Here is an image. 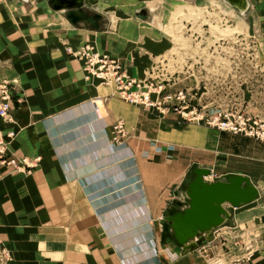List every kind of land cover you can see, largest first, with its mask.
<instances>
[{
  "label": "crops",
  "instance_id": "crops-1",
  "mask_svg": "<svg viewBox=\"0 0 264 264\" xmlns=\"http://www.w3.org/2000/svg\"><path fill=\"white\" fill-rule=\"evenodd\" d=\"M93 1L83 3L88 23L72 24L49 0H0V82L15 87L11 121L0 117V131L15 130L8 145L16 156L41 158L28 173L0 165V243L10 251L8 264H206L201 250L210 241L183 252L166 239L173 235L167 215L188 202L183 190L167 213L170 192L190 164L210 169V181L241 173L259 197L230 208L233 222L264 215V145L203 124L176 128L173 112L132 105L112 86L86 80L67 47L91 42L139 78L167 42L149 12V26L134 21L147 17L142 7L123 8L126 15L116 18ZM244 88L233 85L232 94L248 98ZM216 93L203 90L195 102L219 103ZM257 95L258 103L244 108L264 114V84ZM217 99L230 101L224 94ZM120 120L124 132L115 141L112 125ZM259 222V249L239 264H264Z\"/></svg>",
  "mask_w": 264,
  "mask_h": 264
},
{
  "label": "rangeland",
  "instance_id": "rangeland-1",
  "mask_svg": "<svg viewBox=\"0 0 264 264\" xmlns=\"http://www.w3.org/2000/svg\"><path fill=\"white\" fill-rule=\"evenodd\" d=\"M94 3L97 2L93 1L92 4ZM99 4L101 11L113 13L116 18H123L126 15L123 13V8L131 9L134 7L136 9L140 6L144 12L147 11L152 15L153 21L155 20L158 26L161 23L162 27L165 28V34L162 32V36L167 41L165 49L154 56L143 72V76L139 78L148 77L151 70H158V66L159 68H166L170 73L172 69H169L168 66L171 62L174 63V66L176 62H180L179 67L181 69H177L179 73L174 74L172 77L173 91L177 88L188 89L194 84L192 91H196L195 93L200 97L203 95V90L204 92L207 90L216 91L213 100H216L219 104L220 100L217 99V96L219 98L223 94L230 98V101L221 102L223 104L236 106L237 103H242V108H244L250 100L252 105L258 103L257 93L264 84V3L262 1L253 0V8H250L249 12L246 13L245 23H239L240 27L237 25L233 13L214 0H112L110 2L101 1ZM178 9H180V13ZM234 9L238 12L236 7ZM147 12L144 13L147 17H141L143 18L142 21L133 18L134 21L138 23L139 20L140 23L148 25L147 22L150 18L148 19L149 14ZM184 13L187 14L188 19H185ZM139 14L134 13L135 16H141ZM181 16L184 19L181 20ZM258 17H261V19H258ZM232 42L234 44L233 54L231 50ZM219 49L221 50L219 51ZM187 61L195 67L194 73L187 74L185 73L186 69H182ZM220 61H223V69L221 68L220 71L206 69V65L219 63ZM196 84L202 87L197 89ZM233 85L239 88L245 87V93L249 97H244V94L240 97L239 94H232ZM248 110H251V108L249 107L245 111L248 112ZM257 113L264 115L260 111H257ZM174 125L179 128L189 127L192 124H177L175 122ZM157 151H161L160 147L157 148ZM232 158L238 159L240 157ZM238 160H234V162H238ZM201 163L204 166L210 165L212 167L211 163L209 165L205 162ZM195 166H197L196 163L188 165L186 176L180 181V185L178 187L174 186L172 192H170V197L174 199V202L167 208V213H173V210H175L177 206L175 201L181 199L178 195L183 193L188 182L192 180ZM212 179L213 176H209L207 181ZM178 207L181 208L182 206ZM260 218L264 219V215L248 218L250 220L242 219L239 222H233L232 216H230L222 226L215 228L210 244L208 243L201 250L206 264H239L255 254L259 249L260 236L263 232L262 225L259 222ZM169 233V231L168 234L166 233V239L174 240L173 235ZM201 246L204 247L205 244Z\"/></svg>",
  "mask_w": 264,
  "mask_h": 264
},
{
  "label": "built area",
  "instance_id": "built-area-1",
  "mask_svg": "<svg viewBox=\"0 0 264 264\" xmlns=\"http://www.w3.org/2000/svg\"><path fill=\"white\" fill-rule=\"evenodd\" d=\"M233 45L232 42V54L234 52ZM67 51L82 62L86 80L95 78L101 85L112 86L115 95L127 103L140 105L148 110L154 108L162 114L171 111L178 116L175 121L177 124H203L233 135L254 138L264 145V115L249 113L238 106L223 103L207 102L198 105L195 100H200V96L195 93L196 91H192L194 84L188 89L177 88L174 91H166L168 85H172L174 74L179 73L177 69H181L179 67L180 62H176L175 66L171 62L168 66L169 69H172L171 74L166 68H159L158 66V70H151L148 77L136 78L126 73L119 58L117 59L104 51L97 50L91 42L74 49L67 47ZM232 60L234 61V59ZM222 62L206 65V69L220 71L221 68L223 69ZM184 68L186 69L185 73H194L195 67L190 65L188 61L183 65L182 69ZM167 75L169 77L166 78ZM195 87L199 89L202 86L199 87L196 84ZM14 90L15 87L12 86L9 80L3 79L0 82V117L6 121H11L10 109ZM92 104L97 111V101L93 100ZM112 127L115 133L113 139L119 141L124 132L123 121H117ZM15 134L16 132L13 129L0 131V165H8L15 172L28 173L38 166L41 158L39 155L32 157L21 155L18 157L13 154L9 150L8 144L15 137ZM10 258V251L2 247L0 243V264H8Z\"/></svg>",
  "mask_w": 264,
  "mask_h": 264
},
{
  "label": "water",
  "instance_id": "water-1",
  "mask_svg": "<svg viewBox=\"0 0 264 264\" xmlns=\"http://www.w3.org/2000/svg\"><path fill=\"white\" fill-rule=\"evenodd\" d=\"M55 9H64L72 24L88 23L89 13L83 9L84 0H49ZM230 7H236L245 17L249 9L248 0H222ZM210 169L194 167L193 178L184 190L187 206L167 215L175 241L186 252L211 241L212 232L222 226L231 216L230 208L253 202L259 197L258 190L249 177L241 173L228 174L224 181H206ZM225 204H228L226 206ZM181 207L182 202L178 203Z\"/></svg>",
  "mask_w": 264,
  "mask_h": 264
},
{
  "label": "bare ground",
  "instance_id": "bare-ground-1",
  "mask_svg": "<svg viewBox=\"0 0 264 264\" xmlns=\"http://www.w3.org/2000/svg\"><path fill=\"white\" fill-rule=\"evenodd\" d=\"M95 1V0H94ZM97 2H101V1H104V2H110V1H112V0H96ZM126 1H130V0H126ZM216 3H220L221 4V6L222 7H225L227 10H229V11H231L232 13H233V16L235 17L234 19H235V21H237V25L239 26V23H241V22H244L245 23V20H244V18H242V16L236 11V9H234V7L232 8V7H230L229 5H227L226 3H224L223 1H221V0H214ZM178 11H179V13L181 12L180 11V9H178ZM147 11H145V13H146ZM188 12V11H187ZM182 17V16H181ZM184 17H185V19H188L187 18V14L186 13H184ZM184 17H182L181 18V20L182 19H184ZM240 27V26H239ZM164 29V30H163ZM161 32H163L164 34H165V28H163L162 27V30H161ZM213 173L212 172H210L209 173V175H206V176H203V178L206 180V179H208V177L209 176H211Z\"/></svg>",
  "mask_w": 264,
  "mask_h": 264
}]
</instances>
